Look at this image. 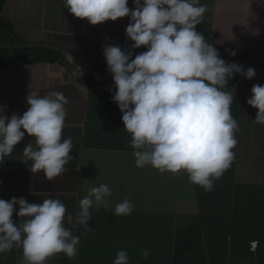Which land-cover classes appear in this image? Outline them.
I'll return each instance as SVG.
<instances>
[{
  "label": "clouds",
  "instance_id": "1",
  "mask_svg": "<svg viewBox=\"0 0 264 264\" xmlns=\"http://www.w3.org/2000/svg\"><path fill=\"white\" fill-rule=\"evenodd\" d=\"M63 4L73 14L75 27L73 36L65 40L87 53L84 63H90L100 81L103 71L112 75V100L122 113L124 130L130 134L136 167L151 166L161 174H186L205 197L218 189L231 207H241L243 196L225 187L231 183H222L238 162L233 150L238 144L239 125L231 105L240 77L247 84V79H253L247 104L258 109L255 122L264 125V86L258 80L264 81L260 76L264 61L243 58L242 63H229L221 58L216 47L197 31L208 11L201 0H134V8L129 7V0H63ZM124 17L130 20L126 32L102 27ZM11 27L3 29L0 51H28L18 49L23 42L17 40ZM55 49L63 51L54 53L72 66L68 70L61 65L63 70L77 79L85 77L86 73L76 75L72 63L84 71L79 57ZM229 54L234 57L237 53L232 50ZM249 60L254 66L256 60L262 73L256 66V70L245 69L243 63ZM5 68L9 66L0 59V70ZM26 99L29 106L25 109L11 112L5 108L0 112V165L14 149L24 148L25 161H32L31 171H43L46 176L45 181L37 175L27 178L35 189L41 188L39 197L47 199L40 204L23 197L0 199V254L19 247L23 264H47L60 253L72 260L80 238L67 225L75 223L92 231L89 226L95 216L110 210L114 191L106 184L90 187L78 202L75 218L63 197L50 194L55 183L70 173L75 160L72 139L63 136L69 125L70 114L65 107L69 100L61 91L29 94ZM2 185L0 190L4 191ZM136 214L135 205L127 198L113 211L120 219ZM205 243L206 236L201 244ZM142 255L147 259L149 252L144 250ZM203 257L209 264V247ZM113 264H131L128 253L119 250Z\"/></svg>",
  "mask_w": 264,
  "mask_h": 264
},
{
  "label": "crops",
  "instance_id": "2",
  "mask_svg": "<svg viewBox=\"0 0 264 264\" xmlns=\"http://www.w3.org/2000/svg\"><path fill=\"white\" fill-rule=\"evenodd\" d=\"M201 3L208 11L197 31L216 47L221 58L229 63L243 58L264 61V0ZM129 7H135L134 0H129ZM0 16L13 26L23 46L47 45L74 57L82 55L65 40L73 36L75 27L73 14L65 9L63 0H6ZM129 22L124 17L102 27L126 32ZM93 27L102 29L100 25ZM232 50L237 53L234 57L229 54ZM28 66L0 70V112L25 109L29 94L61 91L69 100L65 106L69 125L63 136L72 139L75 160L70 173L55 183L50 194L63 197L65 201H61L75 218L78 202L90 187L106 184L114 191L110 210L95 216L89 226L92 231L75 223L67 225L80 238L76 257L70 260L60 253L47 264H113L119 250L128 253L131 264H204L208 247L201 241L205 242V232L212 238L220 237L226 247L216 264H264V125L255 122L258 109L247 104L253 79H247L249 85L240 77L231 105L239 125L238 144L233 150L238 162L222 183H231L225 187L243 196V205L236 208L224 201L220 191L205 197L186 174H161L151 166L136 167L130 134L124 130L122 113L112 100L114 82L109 71L102 72L103 81L93 79L84 87L60 64ZM243 66L256 70L250 60ZM258 80L264 86V81ZM23 150L14 149L0 165L1 171L13 172H0V186L5 188L0 190V199L23 197L40 204L47 198L39 197L41 188L35 189L27 176L37 175L44 181L46 176L43 171H31L32 161H25ZM126 198L133 202L137 214L120 219L113 211ZM14 219L19 218L14 215ZM252 242L260 243L257 253L252 252ZM144 250L149 252L147 259L142 255ZM0 264H23L22 248L0 254Z\"/></svg>",
  "mask_w": 264,
  "mask_h": 264
},
{
  "label": "trees",
  "instance_id": "3",
  "mask_svg": "<svg viewBox=\"0 0 264 264\" xmlns=\"http://www.w3.org/2000/svg\"><path fill=\"white\" fill-rule=\"evenodd\" d=\"M6 0H0V15L5 5ZM12 27L9 24L3 22L0 16V37L3 34V29H11ZM0 59L4 61L11 68H19L23 69L25 66L30 67L28 65L34 64L36 65H55L60 64L68 70H72V66L64 61V57L58 55L57 53L51 51L44 50H28V51H0ZM62 59V62H61ZM61 62V63H60ZM66 63V64H65ZM261 66L264 69V62H261ZM93 79L98 80L99 76L97 74L91 73L88 76L79 79V82L82 86L86 87ZM217 193L218 189L216 190ZM206 233V240L209 247V255L211 264H216V258L220 256L222 251L226 250L225 245L222 242L220 237L212 238L210 233ZM202 242V241H201ZM197 245V243L195 244ZM180 246H182L180 242ZM181 255V254H180ZM204 264H207L204 262Z\"/></svg>",
  "mask_w": 264,
  "mask_h": 264
},
{
  "label": "water",
  "instance_id": "4",
  "mask_svg": "<svg viewBox=\"0 0 264 264\" xmlns=\"http://www.w3.org/2000/svg\"><path fill=\"white\" fill-rule=\"evenodd\" d=\"M3 49H6V48H3ZM18 49H25V50H30V49H45V50H48V51H53V52H58V53H63V51L61 50H58V49H55L53 47H50V46H23V47H19ZM246 59H242L240 60L238 63H242L244 62ZM253 62L256 64L255 66L257 67L258 69V72H261V69H260V65L259 63L256 61V60H253ZM73 65H74V68H75V71H76V75L78 76H82L86 73V71H78V67H77V63L74 61H72ZM262 73V72H261ZM264 73L260 74V76L263 78L264 80V77H263Z\"/></svg>",
  "mask_w": 264,
  "mask_h": 264
},
{
  "label": "flooded vegetation",
  "instance_id": "5",
  "mask_svg": "<svg viewBox=\"0 0 264 264\" xmlns=\"http://www.w3.org/2000/svg\"><path fill=\"white\" fill-rule=\"evenodd\" d=\"M86 56H87V53L86 52L82 53V55L79 56V60L82 62L83 65H85L84 66L85 67L84 71H86L85 77L88 76L89 74H91L93 72L90 63H88V62L87 63L86 62L84 63V61H86Z\"/></svg>",
  "mask_w": 264,
  "mask_h": 264
},
{
  "label": "built area",
  "instance_id": "6",
  "mask_svg": "<svg viewBox=\"0 0 264 264\" xmlns=\"http://www.w3.org/2000/svg\"><path fill=\"white\" fill-rule=\"evenodd\" d=\"M251 247L253 252H257V250L259 249V243H253Z\"/></svg>",
  "mask_w": 264,
  "mask_h": 264
},
{
  "label": "rangeland",
  "instance_id": "7",
  "mask_svg": "<svg viewBox=\"0 0 264 264\" xmlns=\"http://www.w3.org/2000/svg\"><path fill=\"white\" fill-rule=\"evenodd\" d=\"M68 27H69V29H71L72 28V24L71 23H68ZM66 64V63H65ZM99 70L102 72V68H99ZM94 84V83H93Z\"/></svg>",
  "mask_w": 264,
  "mask_h": 264
}]
</instances>
